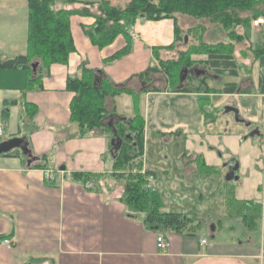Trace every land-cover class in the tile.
Wrapping results in <instances>:
<instances>
[{
	"label": "crops",
	"instance_id": "obj_1",
	"mask_svg": "<svg viewBox=\"0 0 264 264\" xmlns=\"http://www.w3.org/2000/svg\"><path fill=\"white\" fill-rule=\"evenodd\" d=\"M80 1L96 3L101 0ZM109 1L116 4V0ZM80 3L71 8H80ZM175 20L182 31L181 35L202 24L200 19L193 21L184 14H176ZM93 22L92 16H70V32L76 51L69 55L66 64L50 65L48 75L41 79V88L26 89L27 72L22 68L0 69V127L4 133L1 140L25 137L32 156L36 158L27 166L26 157L23 159L22 154L0 155V235H9L7 239L11 242L8 247L0 241V264H264L263 158H257L258 154L254 155L245 144L239 145L237 133L233 134L227 129V121L220 126L222 129L217 128L218 133H214L218 125L216 121H219L217 117L227 119L230 114H224L222 110L223 115L215 116L220 114L224 105L235 103L238 108V103L246 102L251 104L243 109L245 115L240 109L239 113L251 122L248 129L257 128L259 134L250 137L249 131L238 138L264 137V93L259 92L258 61L252 58L247 63L248 60L240 57L241 61L236 59L238 75L222 76L220 81L215 82L217 88L223 83L235 82L237 90L234 93L201 94L198 90H173L167 87V79L160 72L156 76L154 73L149 75L151 82L148 85L159 87L158 84L162 83L161 90L142 92L146 83L140 81L137 75L149 67L157 66L152 52L154 47H160V58L170 56L167 49L161 47L174 41V21L171 18L137 19L130 25L135 34L131 52L108 64H103V59L120 49L125 39L118 35L111 44L98 48L82 29ZM263 25L250 27L259 28ZM238 29L243 33L241 26ZM216 30L217 39L220 30ZM26 34V0H0V57L12 58L25 54ZM206 42L213 41L207 39ZM248 45L253 50L249 42ZM236 55L240 56L238 46L235 58ZM82 62L90 69H101L113 83L125 85L137 92L139 112L144 118V143L149 138L157 139V144L164 146L165 158L168 157L167 147L176 144L177 139L182 137L186 141L183 155L190 154L189 160L195 156L202 157L212 173H219L211 166L217 169L221 159H224L223 164L236 163L234 173L238 177L226 180V186H232L236 199L260 205L261 213L255 227L250 229L242 222L238 224L228 214L221 215L220 208L217 219L211 217L206 227L191 235L159 227L152 229L140 219L128 216L126 205L120 199L122 187L109 177L114 153L109 149V133L95 130L81 135L78 134L77 125L70 121V102L74 93L66 89V82L69 77L80 75ZM241 63L243 67H250L248 91L247 87H241L244 81L241 79ZM188 73L183 82L188 81ZM197 85L191 83L189 86ZM199 95L207 99L206 107L210 108V112L206 111V107L205 111L213 114V119L204 118L198 102ZM213 98H217V107L214 106ZM13 100L15 104L4 107V101ZM24 103L35 105L36 112L31 120L24 113ZM106 107L114 109L118 116H134L133 97L125 92L109 97ZM2 110L8 112L6 119L1 116ZM199 128V133L194 132ZM42 154L46 155V169L33 167L35 162L40 161ZM214 155L217 160H214ZM175 162L179 164V160L175 159ZM223 164L220 168L225 174L227 169ZM60 166L64 170L60 171ZM179 166L191 173L195 168L193 164L180 163ZM142 170L153 173L151 183L154 190L159 192L162 183L156 185L157 174L145 164L144 158ZM73 171L101 175L95 178L99 187L86 188L80 180L70 178L69 173ZM49 174H55V185L49 183ZM87 183L91 185L90 181ZM224 191L219 193L223 197L218 200L220 204H224ZM212 202L210 206L215 204V200L212 199ZM166 206L162 202V210L187 215L185 210H172V206ZM224 218L228 220L227 228L233 235L219 234ZM211 225H214L213 230H210ZM237 228L238 232H234ZM158 235L168 243L164 250L156 247ZM202 238H206V243H200Z\"/></svg>",
	"mask_w": 264,
	"mask_h": 264
},
{
	"label": "trees",
	"instance_id": "obj_2",
	"mask_svg": "<svg viewBox=\"0 0 264 264\" xmlns=\"http://www.w3.org/2000/svg\"><path fill=\"white\" fill-rule=\"evenodd\" d=\"M80 2V0H26V53L12 58L0 57V69L22 68L27 72L26 89L41 88V79L43 76L48 75L50 65L52 63L66 64L69 55L76 51L70 32V16L74 14L94 17L92 25L83 26L82 29L91 43L98 48L111 44L118 35L124 37L125 44L110 56L104 58L103 64L111 63L131 52L133 40L128 30L131 27L130 25H133L137 19L159 20L171 18L174 21V41L170 45L161 48L172 49L180 41L182 33L175 20L176 14H184L196 19L206 18L211 23L231 29L230 37H235L238 40L245 38L243 33H236V28L247 25L249 21L247 17L244 18L241 15L242 11L251 10L254 17H264V0H129L123 8L111 5L108 0H101L96 2L97 4L89 1L81 2L82 4ZM78 3L81 5L80 8H71ZM257 5H262V8H256ZM91 8L96 9L97 13L92 12ZM191 31H193L192 28L187 30V32ZM223 44H228L230 50L224 51ZM223 44H210L199 41L197 44H192L187 51H180L177 59L170 61H164L160 58L158 56L160 47H154L152 52L157 60V66L149 67L146 71L137 75L140 81L146 83L141 91L161 90L157 86L148 85L151 82L149 75L152 72H163L170 80L169 85L170 88H174L173 90H200V82L197 86L177 88L180 69L189 66L188 61H185V57H188L192 52L203 51L206 53V65L215 75L236 77L238 75V64L231 50L233 43ZM252 51L259 64V92L264 93V48ZM33 59L38 63L35 74H33L30 66L32 62L34 63ZM79 70V76L69 77L66 82V89L74 93L70 102V121L77 125L78 134L83 135L98 130L109 133L110 138L114 134L108 126V122H114L115 136L118 137L120 143L114 151L109 142V149L114 151L112 171L109 177L113 180H122L123 192L120 199L126 205L127 215L140 219L147 227L157 226L175 233L194 234L202 227L200 222H195L192 217L180 212L162 210L160 193L146 187V178L153 173L147 170L141 171L144 118L139 112L137 92L125 85L113 83L101 69H90L86 67L85 62L80 64ZM171 81L174 83L172 84ZM202 84H205V82ZM204 90L230 94L236 92L237 84L227 82L223 83L220 88L204 85ZM123 92L132 95L134 110V116L126 118L124 121L121 119L123 117L115 114L114 109L106 107V98H111ZM198 102L204 118L210 117L205 111L206 100L198 98ZM15 103L14 100L4 101L3 105L8 107ZM35 112V105L24 103V113H26L29 120ZM1 116L6 119L8 112L2 110ZM118 117L119 119L116 121ZM126 133L130 134L129 138L125 137ZM20 154L18 149H14L3 155L20 156ZM21 157L24 156L21 155ZM39 158L40 161L35 162L32 166L45 168L47 166L45 163L46 155L42 154ZM202 160L203 158L199 156L200 163ZM203 165L205 166V163ZM54 170L57 171V169ZM69 176L74 180H80L86 188L93 189L98 185L95 178L101 175L92 172L73 171L69 173ZM55 179L56 176L54 179H48V181L50 184L55 185ZM88 181L91 182L90 186H87ZM224 200L225 205L230 201L233 205L236 204L232 208L236 212L231 210V214L237 213L246 227L250 229L255 227L256 220L261 213L259 204L236 199L233 196L232 186L228 185L225 187ZM8 236L0 235V241L9 238Z\"/></svg>",
	"mask_w": 264,
	"mask_h": 264
},
{
	"label": "rangeland",
	"instance_id": "obj_3",
	"mask_svg": "<svg viewBox=\"0 0 264 264\" xmlns=\"http://www.w3.org/2000/svg\"><path fill=\"white\" fill-rule=\"evenodd\" d=\"M3 1L10 2L11 0H3ZM19 1H22V0H19ZM128 1L129 0L125 2L124 0H116L115 5L114 3L110 1L109 3L117 8H123ZM256 8L261 9L262 5H257ZM91 10L92 12L97 13L96 9L91 8ZM241 15L244 18L247 17V19L249 20L247 25H244L242 27L243 36L245 39L242 38L238 40L237 38L235 39V37L231 38L229 35L231 29L222 27L221 25H217L216 23H211L206 18H200V21H202V24L200 25L201 27L197 28L196 26L192 28L193 31L191 32L186 31L184 32L185 34L180 35V41H178L172 49H167V52L170 53V56H168L167 58L163 60L164 61L175 60L177 59L178 53L180 51H185V50L187 51L188 48H190L192 44L193 45L197 44L199 41L206 42V40L208 39L209 41H213V42H208V43L210 44L219 43L220 45L231 41L230 43H233L232 49H231L233 54L237 52V46L240 51V56L236 55L235 60L238 59L239 61H241L240 59L241 57V58H245L246 60H248L247 63H250V60H252V58L255 59V56L253 54V51L250 50V46L248 45V42L251 44L253 50L264 48V25L260 26L259 28L250 27L253 18H257V16L254 17V13L251 10L242 11ZM186 17H188V19H192L193 21L198 20L188 15H186ZM217 28H219L220 30V36H219L220 38L218 37L216 39L215 34L218 33L216 30ZM131 30H133L132 26L129 28L128 32L130 33ZM236 33L237 34L240 33L238 27L236 28ZM228 49H229L228 44H225V45L223 44V50L227 51ZM33 60L35 62V59ZM185 61H188V64H189V66L187 67V70L189 72L188 73L189 77H188V81H185V82L182 81L183 86L187 88L189 87V85H191V83L200 82L201 83L200 90H198L197 92L213 93V92H208L204 90V85H206L207 87L214 86L215 88H217L215 86V82L217 83V81H220L219 80L220 76L215 75L209 70L208 66L206 65V53H204L203 51H199L198 53L192 52L188 57H185ZM243 66L244 65L241 63L242 69H240V73L243 76L241 79H244V81L241 84V87H247L246 90L248 91L250 90V71H249L250 67L249 65L246 67H243ZM192 69H194L195 71L197 69V74L191 71ZM199 71H201L200 72L201 74L199 73ZM153 73H154V76L159 74L157 72H152L151 75H153ZM160 73L163 74V72H160ZM165 77L167 79L166 75ZM169 82L170 80L167 79L168 88H170ZM203 82H205V84H202ZM171 83L173 84L174 82L171 81ZM158 85L160 88L162 87L163 84L160 83ZM170 89H174V88H170ZM214 93H218V92H214ZM198 97L202 98V95H199ZM107 99L108 98H106V100ZM216 100L217 98L212 99L215 107H217ZM207 102L208 101L206 99L205 104H207ZM231 104L236 105L235 103H231ZM248 104H251V103H246V102L238 103V109H240V111H242L243 113L244 111L243 109L245 108V106H248ZM208 106H210L209 103H208ZM209 109L210 108L206 107V111H209ZM207 114L210 116L206 118L207 120H211L212 117L214 118L215 116H218V115H223L222 109H220V114H217V115L215 114V116L213 114L212 115H210L209 113ZM243 115L245 114L243 113ZM119 117H123V116H119ZM119 117L116 119V121L119 119ZM121 119L122 121H124L126 118L123 117ZM217 119L219 121L218 122L216 121L218 125L216 124L217 126L214 132L215 134L218 133L217 128L219 129L222 123H224L225 125L227 121L229 123L227 129H229V131L233 134L237 133V141L239 145L241 146L245 144L246 148L250 147L251 152L254 155L258 154L257 158L259 156H262L263 162H264V137H260L256 139L248 138L246 140H243V138L241 139L238 137L242 136L243 134H247L250 131L248 129L250 127L246 128L241 124L234 123L232 114L227 115V119L223 116L217 117ZM209 129H212V128H209ZM220 129H222V127ZM194 132L199 133L200 128L198 130H195ZM185 145H186V141H184L182 137H179L176 141V144H172L167 147L166 151H167L168 157L165 158L164 157L165 152H163L164 146L163 144H157V139L149 138L147 139V141L145 140V143H143L142 158H144L145 164L150 166V168L156 172L157 174V180L155 182L156 185H158L159 182L162 183V185L159 186V189H160L159 193L161 195L162 202L165 205H167L166 208H168L169 206H172V208H174L172 210H179V208L181 210H185L184 213L192 217L195 222L197 221L200 222L203 228L206 227L207 224L210 223L211 217L217 219L218 218L217 216L220 211H221V215L222 213L228 214L232 219L237 221L238 224L239 222H242L241 217L237 213L231 214V210L232 212H236L235 209H232L235 207L236 204L233 205L232 202L230 201V203L227 202L225 205V200L223 201L224 204L218 203V200L220 201L223 198L219 193L225 190V187H227L226 186L227 182L225 180V174L222 173V170L220 168L221 164H223L224 159H221V162L217 166V169H215L216 166H211L213 170L219 171V173H212V171H210V168L206 166L208 165L207 163H205V166L203 165L204 163L203 160L200 163L199 156L197 157L195 156L194 158L189 160L191 157L190 154L183 155ZM146 146H147V149H146ZM217 154L216 156H218ZM216 156L214 155V160H217ZM181 157H182V160L180 159ZM175 159L179 160V164L176 165ZM180 163H183L184 165L193 164L195 168L192 169V173H191L190 171H185V168H183L182 166H179ZM115 180H116L115 184L116 183L119 184L120 188L122 187L121 191L123 192L122 180H117V179ZM212 199L215 200V204L213 206H210L211 204H213ZM209 201L211 203L207 205ZM205 202H206L207 207L205 206ZM219 208H220V211H218ZM215 209H216V212H213V210ZM227 221L228 220L226 218L221 220L222 222L221 227L218 230L220 231L219 233L220 235H222L223 233L232 234V232H230L227 228ZM208 229L206 230L207 238H208V234H207ZM234 232H238V228L234 230ZM210 240H213V239L210 238Z\"/></svg>",
	"mask_w": 264,
	"mask_h": 264
},
{
	"label": "water",
	"instance_id": "obj_4",
	"mask_svg": "<svg viewBox=\"0 0 264 264\" xmlns=\"http://www.w3.org/2000/svg\"><path fill=\"white\" fill-rule=\"evenodd\" d=\"M186 39V37H185ZM31 66V69H32V72L33 74L36 73L37 71V66H38V63L36 62H32L30 64ZM187 69L186 68H182L180 70V73H179V84H178V89H180L182 87V81L184 80L185 76H186V72ZM222 110H223V113L224 114H232L233 116V120L237 123H242L245 127H249L251 125V122L242 117V115L239 113V109L235 106V105H232V104H226L222 107ZM108 126L111 128L114 136H112L110 138V145L114 148V151L117 149L116 146L119 145L120 141L118 139L117 136H115L116 134V129H115V126L113 124V122H108ZM259 134V131L257 128H254L252 129L250 132H249V136L250 137H254L255 135H258ZM125 137H130V134L129 133H126ZM14 149H18L21 154L26 157V165L29 166L30 163H32L36 158L34 156H32L31 154V151L30 149L28 148V145H27V142L25 140V137H10V138H7V139H3V140H0V155L2 154H6L8 152H10L11 150H14ZM113 150V149H112ZM223 167L227 169L226 173H225V180L229 181V180H233V179H237V175L234 173L235 170L237 169V164H230V163H227L225 162L223 164ZM58 169L60 171L64 170V167L60 166L58 167ZM152 229H159L157 226H152L151 227ZM214 228V225H211L210 226V230H213Z\"/></svg>",
	"mask_w": 264,
	"mask_h": 264
},
{
	"label": "built area",
	"instance_id": "obj_5",
	"mask_svg": "<svg viewBox=\"0 0 264 264\" xmlns=\"http://www.w3.org/2000/svg\"><path fill=\"white\" fill-rule=\"evenodd\" d=\"M260 24H264V17L263 16L257 17L254 20H252V22H251L252 26H257ZM130 36L132 37V40H134L135 34H134L133 30L130 31ZM3 134H4L3 129L0 127V140H1V137L3 136ZM54 178H55V174H49V179H54ZM152 179H153L152 175H149L146 178V180H147L146 187L150 188L151 190H154V187L151 183ZM1 243L5 244L8 247L11 246V242L7 238L2 239ZM200 243L201 244L206 243V238H202L200 240ZM167 246H168L167 241H165L162 236L158 235L156 237V247L158 248V250H164ZM263 253H264V249H263Z\"/></svg>",
	"mask_w": 264,
	"mask_h": 264
},
{
	"label": "flooded vegetation",
	"instance_id": "obj_6",
	"mask_svg": "<svg viewBox=\"0 0 264 264\" xmlns=\"http://www.w3.org/2000/svg\"><path fill=\"white\" fill-rule=\"evenodd\" d=\"M186 69H187V68H186ZM187 71H188V70H187ZM187 71H186V72H187ZM191 71L195 72V70H194V69H192Z\"/></svg>",
	"mask_w": 264,
	"mask_h": 264
}]
</instances>
